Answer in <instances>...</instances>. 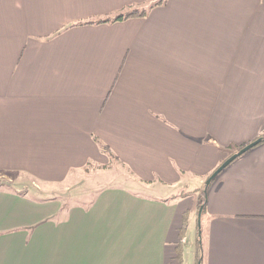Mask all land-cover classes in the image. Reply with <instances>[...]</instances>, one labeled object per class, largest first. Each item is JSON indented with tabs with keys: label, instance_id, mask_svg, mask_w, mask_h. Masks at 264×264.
<instances>
[{
	"label": "crops",
	"instance_id": "crops-1",
	"mask_svg": "<svg viewBox=\"0 0 264 264\" xmlns=\"http://www.w3.org/2000/svg\"><path fill=\"white\" fill-rule=\"evenodd\" d=\"M149 1L0 0V264H264V141L209 184L199 262L169 189L264 136V0L98 22ZM111 159L127 183L74 176Z\"/></svg>",
	"mask_w": 264,
	"mask_h": 264
},
{
	"label": "rangeland",
	"instance_id": "rangeland-1",
	"mask_svg": "<svg viewBox=\"0 0 264 264\" xmlns=\"http://www.w3.org/2000/svg\"><path fill=\"white\" fill-rule=\"evenodd\" d=\"M110 165L111 167L116 168V169H106ZM74 176H77L79 179H82L83 183L86 182V180L91 179L93 180L94 183L100 182V183H112V184H122V183L125 184V182L127 183L126 180H130V178L132 177L130 176L128 170L122 164L118 163L115 159H111L109 165H105V166H102V165L95 166V165L89 164L83 170L77 171V174ZM7 177H8L7 175L5 178L0 176V183L3 182L2 184H5L7 181ZM187 179L188 178H184L180 184L177 183L171 186V188H169L170 190H174L176 194L175 195L176 198H180L182 201H185V203L187 202L188 204H190V202L193 201L192 200L193 197H195V202H196V205H194V208L192 210L191 208L186 210V212L183 215L184 222L190 224L189 225L190 228H188V230L186 231L187 232L186 233L187 245L189 249L188 248L186 249L185 254L183 253L185 247L182 251V253L184 254V258L182 257L183 263H184V260L187 258L186 255L189 256L190 258L194 256L195 250L197 251L198 258L200 257V261H201V257L203 253V245L201 244L202 245L201 246L199 244L201 237L199 238L198 232H199V223L201 226L203 223H202L201 217H200V222H199V209H200L199 205L201 204V202L204 201L203 199L206 198V194H205L206 185L200 184L199 181L197 180L190 181ZM81 186L83 187H79V186L78 187L82 189L85 188L84 185L81 184ZM47 187L45 186V188ZM207 187L209 189L210 186H207ZM157 188L161 192H163L160 186ZM48 189H51V188H48ZM59 189L60 187L58 189H55L53 194L59 195L60 194ZM158 193L159 192L156 190L149 191V194H158ZM199 201L200 203L199 205H197V202ZM203 214H204V211H203ZM196 262H197V259H196Z\"/></svg>",
	"mask_w": 264,
	"mask_h": 264
},
{
	"label": "trees",
	"instance_id": "trees-1",
	"mask_svg": "<svg viewBox=\"0 0 264 264\" xmlns=\"http://www.w3.org/2000/svg\"><path fill=\"white\" fill-rule=\"evenodd\" d=\"M164 0H150L148 2V5H128L126 8L121 9L113 14L107 15L105 17H102L100 19H98V22H109V21H118V20H123V19H127L130 17H135V16H145L148 11L158 5L161 4ZM263 138L262 141H264V136H261ZM106 151L109 152V154L112 156L113 154L110 152L109 147L105 146L104 147ZM239 150V149H238ZM2 183H0L1 185ZM207 186H209V184L206 183V188H205V192L207 191ZM204 201L201 202V204L199 205V207L202 206V213L206 208V204H205V198L203 199ZM182 237H184V233H182ZM201 237V235L199 234V238ZM199 244L201 245V242H199ZM201 247V246H200ZM200 261V257L198 258V262Z\"/></svg>",
	"mask_w": 264,
	"mask_h": 264
},
{
	"label": "water",
	"instance_id": "water-1",
	"mask_svg": "<svg viewBox=\"0 0 264 264\" xmlns=\"http://www.w3.org/2000/svg\"><path fill=\"white\" fill-rule=\"evenodd\" d=\"M263 138L262 137H258L257 139L251 141L250 143H247L246 145H244L243 147H241L237 152L233 153L232 155H230L227 159H225L213 172L212 174L208 177L206 183L210 184L212 182V180L224 169L226 168L233 160H235L237 157H239L240 155H242L243 153L247 152L248 150H250L251 148H253L254 146H256L257 144H259L260 142H262ZM201 213H202V206L199 209V222H200V217H201ZM200 226V223H199Z\"/></svg>",
	"mask_w": 264,
	"mask_h": 264
}]
</instances>
